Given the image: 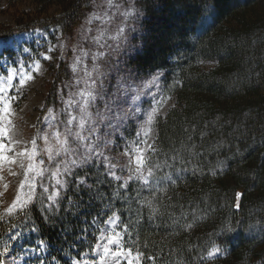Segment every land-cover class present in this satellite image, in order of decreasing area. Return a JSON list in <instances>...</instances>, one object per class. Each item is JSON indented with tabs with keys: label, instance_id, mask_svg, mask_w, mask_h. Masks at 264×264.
<instances>
[{
	"label": "trees",
	"instance_id": "1",
	"mask_svg": "<svg viewBox=\"0 0 264 264\" xmlns=\"http://www.w3.org/2000/svg\"><path fill=\"white\" fill-rule=\"evenodd\" d=\"M96 1L7 0L1 11L14 22L0 23V38L32 28L49 32L53 41L59 31L71 37ZM143 3L132 37L140 47L129 63L143 74L167 71L166 90L175 103L158 115L146 158L172 173L175 183L156 199L149 197L151 205L138 203L147 193L136 196L135 180L114 197L119 182L95 161L86 181L95 191L82 189L77 195L64 184L56 198L63 202L54 214L42 211L52 203L42 186L14 213L0 209V252L19 231L20 248L40 250L31 262L72 264L93 250L101 226L116 211L124 247L145 254L139 264H264V0ZM69 78L66 57L49 86L45 108L58 104L61 82ZM83 178V173L77 177ZM110 197L112 206L105 207ZM33 205L21 220L22 210ZM150 207L163 215L148 219ZM129 220L125 235L121 224ZM217 246L222 252L209 257Z\"/></svg>",
	"mask_w": 264,
	"mask_h": 264
},
{
	"label": "rangeland",
	"instance_id": "2",
	"mask_svg": "<svg viewBox=\"0 0 264 264\" xmlns=\"http://www.w3.org/2000/svg\"><path fill=\"white\" fill-rule=\"evenodd\" d=\"M6 4L7 0H0V23L14 22L10 14L1 11ZM111 4L119 5L121 11L127 9L124 0H111ZM121 27L125 29L130 43L122 45L120 52L112 56L113 61L117 56L121 61L120 70L113 63L103 65L99 59L93 61L90 57L98 53L99 46L93 43L92 37L101 33L105 38L111 37ZM133 35L134 32L127 33L126 22L115 7H110L109 0H97L95 7L71 37L59 31L53 41L49 32L32 28L17 32L9 40L0 38V129L6 130L0 134V143L7 145L0 154L7 157L0 159L1 212L14 213L26 206L40 186L47 188L49 194L56 199L61 188L56 181L65 180V164L71 167L69 162L72 159L79 162L78 157L71 153L74 148L80 153L93 150L101 153L95 161L125 179L127 172H121V168L125 165L133 168L136 166L134 158L129 161L124 155L128 152L129 142L141 138L146 141L139 145L131 144L133 152H142L146 157L157 134V117L165 115L174 105L175 95L166 90V69L143 74L130 65V57L140 47V42H132ZM8 47L13 48L15 54H3L4 49ZM66 57L70 66V78L61 82L58 104L45 108L49 86L55 80L61 60ZM97 64H100L101 71L110 73L111 83L107 84V87L112 91H115L114 77L124 76L123 69H134L135 78L131 81L134 86L124 94L127 102L121 107L129 113L139 109L141 119L126 120L120 129L123 134L120 139H117L116 135H104L109 130L98 125V140L90 142L85 138L73 143L71 138L66 137L65 128L70 126L75 129L77 122L73 121L72 125H67V120L70 115H79L75 102L87 98V93L92 90L93 84L88 76L95 75ZM157 76L160 77L157 82L151 83ZM21 80L24 82L20 83ZM97 104L99 105V101ZM105 140L112 142L107 147H95L97 144L102 145ZM65 149L68 150L67 153ZM57 152H60V156L56 155ZM62 157L64 164L60 163ZM41 160L44 162L41 163ZM118 223L119 219L108 218L101 227L95 248L92 252H87L82 260H76L75 264H127L128 259H133V264H138L136 252L133 251L132 255L128 256L127 249L123 247ZM117 235L119 242L108 245L107 237ZM20 237L21 234L17 233L14 242L7 247L8 254L2 255L4 264H28V259L38 253L35 247H24L20 252H15V245L20 241ZM104 247L109 248L107 255L104 254ZM213 251L214 248L211 252ZM117 252H124L125 255H117Z\"/></svg>",
	"mask_w": 264,
	"mask_h": 264
},
{
	"label": "snow or ice",
	"instance_id": "3",
	"mask_svg": "<svg viewBox=\"0 0 264 264\" xmlns=\"http://www.w3.org/2000/svg\"><path fill=\"white\" fill-rule=\"evenodd\" d=\"M127 4V9L121 11L119 5H112L111 0H109L110 7H115L116 11L120 13V17L127 24V33L130 34L132 32L138 31V24L141 18V8L144 6L143 0H124ZM55 31V30H54ZM93 43L99 46V51L96 55H92L90 58L93 61L99 59L100 64L108 65L109 63H113L118 70L121 64L118 56L115 61L112 60V56L114 53L118 54L120 52L121 46L124 44H129L130 41L128 39V35L125 33V29L123 27L118 28L115 35L105 38L103 33L99 36L92 37ZM111 41V43H109ZM131 50V48L129 49ZM27 51V49H26ZM100 64L95 65V75L89 74L88 79L92 82L93 88L91 91L87 93V98H82L75 102V107L78 110V116H71L67 120V125H72L73 121L77 122L76 128L66 126L65 128V135L73 140V143L80 141L82 139L87 138L90 142L99 139V130L98 125L101 128L108 129L109 131L105 132L104 135L111 137L113 135L117 136V139L122 137V132L120 129L123 123L128 119H135L139 121L141 116L139 115V109H136L134 112L129 113L126 109L121 107L122 104L126 103L127 101L124 99V94L131 90L134 84L131 81H134V69H123L125 72L124 76H116L114 79L116 80L115 84V91H112L107 84L111 83L110 73L106 71L100 70ZM162 75V74H161ZM160 77H155L151 83L155 84ZM31 79V77H29ZM24 81L21 80L20 83ZM126 86V87H125ZM139 98V94H137V99ZM99 101V105L97 104ZM101 107L103 111H101ZM7 112V109L4 110ZM155 112V109H153ZM148 119H151V114H149ZM87 125V127H85ZM6 130L0 129V134L4 133ZM47 139V137H45ZM66 142V141H65ZM111 140L103 141V144H97L95 147H107L110 144ZM142 138L129 142L128 144V152L124 155L131 161L134 158L135 167H131L130 165H125L121 168V172H127V177L122 178V176L116 175L112 169H108V173H105L107 176L109 173L111 174V178L117 182H119L118 186L115 187L113 191V196H120V189L128 188L129 181H138L139 187L136 189V196L139 197L141 192L147 193L144 196L143 201H138V203L143 204L144 201H147L149 205H151V200L156 199L157 194L164 192L169 184L175 183L173 179V174L170 172H166L164 167L161 166L160 163H157L154 159L146 158L142 152H133V148L131 144L139 145L144 143ZM7 147L6 144L0 143V154L3 153L4 149ZM66 153L68 150H64ZM155 153L156 150L152 149ZM71 153L74 157H78L79 162L77 163V159H72L68 164L64 166V176L71 177V180L65 179L63 182L61 180H57L56 184L58 186H62V184H69V190L71 188H75L77 195L81 193V190L84 189L86 191H95L92 188L91 184H87L86 181L89 178V173L95 167V159L102 155L101 153H97L94 150L88 153H80L78 149H72ZM57 156H60V152L56 153ZM158 155V153H157ZM51 159V156L49 157ZM0 159H7L0 155ZM174 159V158H173ZM44 161L41 160V163ZM61 164H64V158L62 157L60 160ZM165 165L169 168L174 167V164H169L167 161L164 162ZM73 168L78 169V171H73ZM83 173V179H77ZM95 182V181H94ZM49 190L47 188L44 189V192L47 193ZM59 195V192H57ZM67 195V193H65ZM49 201H51V205L49 207H42V211L45 213L52 212L54 214L55 210L59 208L60 203L63 202V198L61 200H56L53 196L49 195L47 197ZM101 200L103 197L101 196ZM67 203L71 206H78L76 205V201L68 200ZM113 203L112 198H109L108 203L104 206L111 208ZM35 206H30L27 209H23V216H21V220L27 217L28 213L33 211ZM125 212L128 211L127 208L124 209ZM156 214L163 215V213H159L158 208H149V216L148 219H152ZM19 215V213H18ZM51 218V217H49ZM116 218L120 219L117 216L116 211H112L111 216L109 219ZM93 223H96V220L93 219ZM139 223V220L136 221ZM132 223L131 220L128 223L121 224V228L124 230L125 235H127V229L129 224ZM18 227V225H16ZM119 236H110L107 237V244L112 245L114 243L119 242ZM135 243V242H134ZM109 252L108 247H104V254L107 255ZM133 252L132 248L127 249V255L131 256ZM222 249L220 247H215L213 252H209L208 256L212 257L215 254L221 253ZM8 254L7 247L4 249L3 253L0 255ZM117 255H125L124 252H117ZM143 252H136V259L139 260L140 258L144 257ZM103 259V256L101 257ZM148 259L154 260V257H148ZM202 259V258H201ZM0 264H4V260L0 259ZM127 264H133V259H128Z\"/></svg>",
	"mask_w": 264,
	"mask_h": 264
},
{
	"label": "water",
	"instance_id": "4",
	"mask_svg": "<svg viewBox=\"0 0 264 264\" xmlns=\"http://www.w3.org/2000/svg\"><path fill=\"white\" fill-rule=\"evenodd\" d=\"M238 197H239V199H240V197H241V192H239ZM239 199H238V201H239Z\"/></svg>",
	"mask_w": 264,
	"mask_h": 264
}]
</instances>
